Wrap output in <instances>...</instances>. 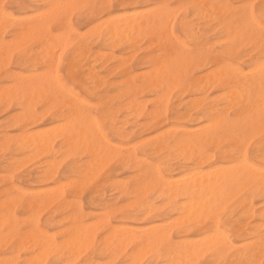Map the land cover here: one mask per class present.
Masks as SVG:
<instances>
[{
  "label": "bare ground",
  "instance_id": "6f19581e",
  "mask_svg": "<svg viewBox=\"0 0 264 264\" xmlns=\"http://www.w3.org/2000/svg\"><path fill=\"white\" fill-rule=\"evenodd\" d=\"M112 1L0 0V264H261L264 1Z\"/></svg>",
  "mask_w": 264,
  "mask_h": 264
},
{
  "label": "rangeland",
  "instance_id": "374dc122",
  "mask_svg": "<svg viewBox=\"0 0 264 264\" xmlns=\"http://www.w3.org/2000/svg\"><path fill=\"white\" fill-rule=\"evenodd\" d=\"M152 2H157L159 0H151ZM264 0H255L254 1V6L255 8ZM17 0H8V2L6 3L5 5V8L6 9H13L15 10V4H16ZM113 5H116V0H113ZM183 3H186L188 2V0H182ZM187 12L188 14L190 15V18H192V11H191V8L188 7L187 9ZM183 15H184V11H181L178 15V23L176 25V34L177 36L182 39V40H185V35L180 27V20L183 18ZM71 23L72 25L74 26L75 29H78L80 33H84V28L81 27L82 26V23L78 20V15L77 14H74L71 18ZM181 31V32H180ZM208 38H209V42L210 43H214L216 42L217 40V37H215L213 35L212 32H209L208 33ZM211 37V38H210ZM242 52H247L246 49H242ZM70 59V54L68 55L67 57V60ZM110 75V76H109ZM60 79L62 81H64L65 85L70 89L72 90L74 93H77L79 95H82V93L76 88V86L73 84L72 85V82L67 78L66 76V68L64 67L62 71H60ZM101 76H103V78H105L106 80L108 81H118L119 79L115 78V76L112 74H110L109 71H106L105 73H103ZM108 76V77H106ZM112 78V79H111ZM75 86V87H74ZM175 98L173 97L172 101H174ZM93 104H96V101H93ZM0 136L3 135V131L4 129L10 125V121L11 119L14 117V115L16 114V112L11 109V108H7L6 106L0 104ZM2 115V116H1ZM4 115V116H3ZM10 129H8V134H14L13 131H9ZM108 136L110 137V134L108 133ZM3 154V155H2ZM9 155L8 153L5 151V149H2L0 148V180L1 178L3 177V175H5L7 173V159H8ZM58 161H60L62 158L61 157H58L57 158ZM33 169V167L31 165H27V166H23L20 170L16 171V172H13L11 174V176L13 177L14 180L17 179L18 175L23 173V172H26V171H31ZM111 170H113V168H111ZM58 176H60L61 179H65L66 178H70L71 176V179H73V177L75 178V176L73 174H70L68 173V165H67V162H64V163H61V165H58ZM84 202V200H83ZM84 205H86L84 203ZM88 205L85 206V208H87Z\"/></svg>",
  "mask_w": 264,
  "mask_h": 264
},
{
  "label": "snow or ice",
  "instance_id": "6c2138e0",
  "mask_svg": "<svg viewBox=\"0 0 264 264\" xmlns=\"http://www.w3.org/2000/svg\"><path fill=\"white\" fill-rule=\"evenodd\" d=\"M229 7H233V6L230 5ZM234 7H236L238 10H242L245 9L247 5H236ZM241 19H246L243 13L241 14ZM261 39L264 40V20L261 21ZM260 71L262 76H264V65L261 66ZM261 264H264V260L261 261Z\"/></svg>",
  "mask_w": 264,
  "mask_h": 264
}]
</instances>
